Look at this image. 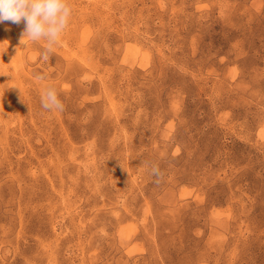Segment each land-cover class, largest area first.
Returning <instances> with one entry per match:
<instances>
[{
  "label": "rangeland",
  "instance_id": "rangeland-1",
  "mask_svg": "<svg viewBox=\"0 0 264 264\" xmlns=\"http://www.w3.org/2000/svg\"><path fill=\"white\" fill-rule=\"evenodd\" d=\"M67 3L0 23V264H264V0Z\"/></svg>",
  "mask_w": 264,
  "mask_h": 264
},
{
  "label": "clouds",
  "instance_id": "clouds-1",
  "mask_svg": "<svg viewBox=\"0 0 264 264\" xmlns=\"http://www.w3.org/2000/svg\"><path fill=\"white\" fill-rule=\"evenodd\" d=\"M71 13L72 9L67 0H0V23L11 22L19 25L24 22L21 45L26 46L25 37L32 43L45 40L46 46L41 53V59L45 62L49 61L54 48L59 45L62 33L68 27ZM36 79L42 81L45 76L40 75ZM41 106L47 111L60 112L64 111L65 107L53 86L46 87L41 97ZM143 163L155 178L153 182L160 184L164 179L160 167L148 161Z\"/></svg>",
  "mask_w": 264,
  "mask_h": 264
}]
</instances>
